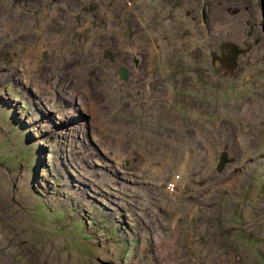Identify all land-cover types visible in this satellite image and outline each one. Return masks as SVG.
<instances>
[{
  "label": "rangeland",
  "instance_id": "rangeland-1",
  "mask_svg": "<svg viewBox=\"0 0 264 264\" xmlns=\"http://www.w3.org/2000/svg\"><path fill=\"white\" fill-rule=\"evenodd\" d=\"M176 1L222 3L203 52L169 51ZM251 1L0 0V264H264V43L211 63Z\"/></svg>",
  "mask_w": 264,
  "mask_h": 264
},
{
  "label": "bare ground",
  "instance_id": "bare-ground-1",
  "mask_svg": "<svg viewBox=\"0 0 264 264\" xmlns=\"http://www.w3.org/2000/svg\"><path fill=\"white\" fill-rule=\"evenodd\" d=\"M42 1V0H41ZM250 3H253V6L255 7V12L254 13H248L249 15H253V14H255L256 16H258L259 15V9L261 8V6H262V1L260 0V1H256V0H254V1H251V2H249L248 4H242V6H246V5H250ZM221 5H222V3H221ZM219 6L218 7V9H216V8H214L212 5L209 7V10L207 9V5H206V1H205V4H204V7H203V4H202V16H200L199 14H198V12L196 11V10H194L193 11V13H190L189 12V6L185 3V2H181V1H176V2H173V3H171L166 9H163V14L162 15H160V17H161V19H164V18H167V16H168V14H167V12H171V15H172V19H168L169 21H170V23H171V27H172V29L169 27L168 29H169V31H170V33L166 36V38H167V43H168V49H169V51H175V49H174V47H173V45H174V40L176 39V40H178L179 41V44H178V47H176V48H179V49H182V51L183 52H188V51H193V50H191V47L192 46H198V48H199V51L198 52H203V51H201V47H199V45H202L204 42L203 41H201L199 38H195L192 42H190V36H191V32H188V31H186V28H185V23L186 22H188L189 20H190V17H188V16H190V15H192L193 14V19L197 22V25H198V31L200 32L199 34H198V36L200 37V36H203L204 34L202 33V26H204L205 25V28L206 29H208V28H210V27H212V28H215V29H217V24H213V25H208V20L210 21V20H216V23H219L220 21H221V17H220V13H221V11H222V8H223V5L222 6ZM40 6V5H39ZM40 9V8H39ZM231 11H233V9L232 8H229V12H231ZM238 10H235V12H237ZM239 11L241 12V9H239ZM242 11H244V10H242ZM234 12V11H233ZM261 13H262V19H263V11H262V8H261ZM239 14V13H238ZM233 15H234V13H233ZM237 15V14H236ZM93 20H91V21H85V24H84V28L85 29H89V28H91V22H92ZM36 22V21H35ZM255 22H260V24H261V26H262V28H263V34H264V27H263V20L262 21H255ZM255 22H252V21H248L247 22V29H246V32H245V34H243V42H239V41H220L219 42V45L217 46V48L216 49H214V50H212V52H213V55H214V57H213V59L211 60V63L213 62V63H216L217 61H220V63H221V67H222V69H223V71H229V70H232L234 67H235V65H236V63H237V61H238V59H240L239 57H241L242 55H243V53H245V52H247V51H250V50H253V49H255L257 46H259L260 44H262V43H264V35L262 34V35H260V36H258L259 37V39H260V42L259 43H256L255 42V40H249V39H247L248 38V34H249V23H255ZM41 23V22H40ZM18 24V23H17ZM32 24V23H31ZM16 25V24H15ZM33 25V24H32ZM31 25V26H32ZM40 25V24H39ZM14 26V25H13ZM36 31V30H35ZM40 31V30H39ZM41 32V31H40ZM39 32V33H40ZM38 33V34H39ZM184 33L186 34L185 36H184ZM36 34V33H35ZM37 34V35H38ZM40 34H42V33H40ZM39 38H40V35H39ZM167 43H166V45H167ZM227 43H233L235 46H236V49L238 50V51H240L241 53H239V56H238V59H237V61H236V63L233 65V66H229V65H227V64H225L224 62H222V60L223 59H225L226 57H230L231 56V53L229 52V50H228V47L226 46L227 45ZM244 43H250V47H242L241 46V44H244ZM254 43V44H253ZM220 49H222V53H220ZM194 52H196V51H194ZM218 54H216V53ZM158 53V52H157ZM252 53V52H251ZM251 53H249V54H247V56L248 55H250ZM242 54V55H241ZM264 55V54H263ZM158 57V56H157ZM200 57H202V55H200ZM123 69H125V68H123ZM165 69V68H164ZM167 70V69H166ZM127 71V70H126ZM150 72L153 74V70L152 69H150ZM163 73H164V71H163ZM111 75V74H110ZM127 75H128V73H127ZM138 75H139V73H138ZM148 75H149V71L147 72V74H146V76H145V78H144V82H142V84H141V86L143 87V85L145 86V88H149L150 87V80H151V78H149L148 77ZM138 77V76H137ZM81 83H83V82H81ZM77 85H79V82H77ZM80 86H81V84H80ZM143 92V91H142ZM145 93H148V91H144ZM144 95H146V94H144ZM151 95V94H150ZM149 95V96H150ZM140 97H141V94H140ZM144 97V96H143ZM146 97V96H145ZM145 99V98H144ZM82 102H83V105H84V101L82 100ZM82 105V104H81ZM82 105V106H83ZM260 106V105H259ZM253 107V106H252ZM260 108V107H259ZM264 109V108H263ZM261 110V109H260ZM249 111H250V109H249ZM252 111L253 112H251V114H246V116L248 117V119H249V121L250 120H258V119H260L259 117H260V115L262 114H260L259 115V113L258 112H260L259 111V109H258V107H253L252 108ZM95 115L97 116V118L99 119V122L100 123H103L104 122V117H103V109H101V108H95ZM45 121V120H44ZM85 124V123H84ZM45 132V131H44ZM205 132V131H204ZM62 135V134H61ZM75 136V135H74ZM209 136V135H208ZM208 136H207V133L206 134H201L200 135V137H201V139L204 141V143H206L205 141L207 140V138H208ZM59 137V136H58ZM48 138V137H47ZM210 138V137H209ZM208 138V139H209ZM213 138V137H212ZM78 139V138H77ZM211 139V138H210ZM57 140V139H56ZM243 140V139H242ZM42 141V140H41ZM232 141V138H229L228 136H225V139H223V140H221V144H225L226 145V143L227 142H231ZM245 141V140H244ZM211 142H213V141H211ZM45 144V143H44ZM209 144V143H208ZM230 144V143H229ZM50 145V144H49ZM72 145V144H71ZM74 145V144H73ZM190 145H192V144H190ZM212 145V144H211ZM210 146V145H209ZM46 147V146H45ZM229 147V146H228ZM76 149V148H75ZM48 152V151H47ZM204 152V151H203ZM184 153H185V159L189 162V164H191L192 162H193V154H192V151L190 150V149H187V148H184V150H183V155H184ZM98 154V153H97ZM167 154V153H166ZM173 154V153H172ZM171 154V155H172ZM175 155V154H174ZM179 155V154H178ZM222 156H223V154H222ZM207 157V154H205V152L203 153V158L205 159ZM214 157H215V155L213 154V152L211 153V165L214 163L213 162V159H214ZM60 158V157H59ZM59 158H58V160H59ZM169 160H170V158H169ZM172 160V159H171ZM60 162V161H59ZM100 163V162H99ZM28 164V163H27ZM26 164V165H27ZM61 163H59V165H60ZM103 164V163H102ZM172 164V163H171ZM16 165V164H15ZM25 165V164H24ZM29 165V164H28ZM31 165V164H30ZM29 165V166H30ZM58 165V164H57ZM58 165V166H59ZM100 165V164H99ZM28 166V167H29ZM63 166V165H62ZM185 166V165H184ZM184 166H183V170H185V174H187L188 173V167L187 168H184ZM214 166V165H213ZM220 166H221V162H220ZM219 166V167H220ZM31 167V166H30ZM64 167V166H63ZM168 167H170V165L168 164V163H165V164H163L162 166H160L159 167V171L160 172H162V170L164 169H167ZM186 167V166H185ZM26 168V167H25ZM43 168V167H42ZM161 168H163L162 170H161ZM113 169V168H112ZM155 169H157V167L155 168ZM169 169V168H168ZM61 170H62V167H61ZM60 170V171H61ZM64 170V169H63ZM70 170V169H69ZM30 171V170H29ZM65 171V170H64ZM16 172H18V171H16ZM70 172H71V170H70ZM73 172V171H72ZM155 172V171H154ZM157 173H158V171H156ZM238 172V171H237ZM23 173H25V172H23ZM63 173V172H62ZM65 173V172H64ZM16 174V173H15ZM31 174V173H30ZM29 175V174H28ZM27 175V176H28ZM153 175V174H152ZM159 175V174H158ZM209 175V174H208ZM211 175V174H210ZM236 175V174H235ZM18 176V175H17ZM16 176V177H17ZM23 176V175H22ZM30 176V175H29ZM28 176V177H29ZM66 176V175H65ZM24 177V176H23ZM27 177V178H28ZM123 177V176H122ZM14 178V177H13ZM26 179V178H25ZM155 179V178H154ZM29 180H30V178H29ZM189 180V179H188ZM15 181V180H14ZM191 181V180H190ZM10 182V181H9ZM26 182V181H25ZM24 182V183H25ZM27 183V182H26ZM16 184V183H15ZM28 184V183H27ZM27 184L25 185V186H27ZM190 184V183H189ZM192 184V183H191ZM23 185V184H22ZM191 186V185H190ZM233 186V185H232ZM15 187V186H14ZM5 188V187H4ZM16 188H17V186H16ZM22 188V187H21ZM25 188V187H24ZM29 187H27V189H28ZM26 189V190H27ZM196 189V188H195ZM29 190V189H28ZM155 190V193L157 192V194L158 195H161L160 194V190L159 189H157V188H155L154 189ZM198 190V189H197ZM196 190V191H197ZM19 191V190H18ZM29 192V191H28ZM32 192V191H31ZM154 193V194H155ZM1 194V193H0ZM30 194V193H29ZM163 195V194H162ZM6 196V195H5ZM7 197V196H6ZM30 197H31V195H30ZM32 198V197H31ZM4 200V199H3ZM7 200V199H6ZM1 201V200H0ZM32 201V200H31ZM1 202H3V201H1ZM0 202V203H1ZM20 203V202H19ZM169 207V206H168ZM174 208V207H173ZM178 208H180V207H178ZM170 209V208H169ZM175 209H177V208H175ZM181 210V209H180ZM178 213H180V212H178ZM165 215V214H164ZM20 216V215H19ZM23 217V216H22ZM19 218V217H18ZM54 218V217H53ZM14 220V219H13ZM44 220V219H43ZM12 221V220H11ZM17 221V220H16ZM21 220H19L18 219V222H20ZM22 222V221H21ZM13 223H14V221H13ZM16 223V222H15ZM3 224V223H2ZM21 224V223H20ZM23 224V223H22ZM14 225H16L17 226V228L19 227V224H14ZM13 225V226H14ZM4 227V226H3ZM0 228H2V227H0ZM9 228H10V226H9ZM14 228V227H13ZM12 227L10 228V229H13ZM16 228V229H17ZM5 229H6V226H5ZM8 229V228H7ZM16 229H14V230H16ZM22 229V228H21ZM25 230V229H24ZM3 231V230H2ZM5 231V230H4ZM20 231V230H19ZM2 236V235H1ZM41 236V235H40ZM2 238V237H1ZM176 238V237H175ZM4 239H6V238H4ZM4 239H2L3 241H6V240H4ZM178 239V238H177ZM176 239V240H177ZM1 239H0V243H1V241H2ZM174 241V240H173ZM8 242V241H7ZM177 242V241H176ZM3 244H5L4 242H2ZM170 243V242H169ZM7 244V243H6ZM165 245V244H164ZM6 246V245H5ZM169 246H172V243H171V245H169ZM3 247V245H0V248H2ZM167 247V245L165 246V248ZM173 247V246H172ZM164 248V249H165ZM169 248V247H168ZM176 248V247H175ZM167 250V249H166ZM165 251V250H164ZM168 251H169V249H168ZM171 253V252H170ZM237 253V252H236ZM235 253V254H236ZM166 254V253H165ZM245 254H247V252L245 253ZM181 255V254H180ZM243 255V254H242ZM182 256V255H181ZM181 256H179V258L181 257ZM178 257V256H177ZM236 257V256H235ZM241 256H239L238 257V259L240 258ZM247 257V256H246ZM169 258V257H168ZM178 258V259H179ZM182 258V257H181ZM173 259H174V257H173ZM186 259V258H185ZM236 259V258H235ZM169 260V259H168ZM176 260V259H175ZM243 260H244V257H243ZM179 261V260H178ZM241 261V260H240ZM170 262H171V258H170ZM176 262V261H175ZM181 263V262H180ZM185 263V262H184ZM188 263V262H187ZM169 264V263H168ZM177 264V263H176Z\"/></svg>",
  "mask_w": 264,
  "mask_h": 264
},
{
  "label": "water",
  "instance_id": "water-1",
  "mask_svg": "<svg viewBox=\"0 0 264 264\" xmlns=\"http://www.w3.org/2000/svg\"><path fill=\"white\" fill-rule=\"evenodd\" d=\"M261 1H262L261 8H262V11H263V27H264V0H261ZM226 46L228 47V50L231 53V56L229 58L226 57L225 59L222 60V62H224L225 64H227L229 66H233L236 63L237 59H238L239 53H241V52L236 49V46L233 43H227ZM120 75H121V78L123 80H127L128 79V75H127L126 69H121ZM226 162H227V155L223 154V156L221 158V166L219 168L220 170L223 168V166L226 164Z\"/></svg>",
  "mask_w": 264,
  "mask_h": 264
},
{
  "label": "flooded vegetation",
  "instance_id": "flooded-vegetation-1",
  "mask_svg": "<svg viewBox=\"0 0 264 264\" xmlns=\"http://www.w3.org/2000/svg\"><path fill=\"white\" fill-rule=\"evenodd\" d=\"M241 10H244L246 13H254L255 12V7L253 6V3H250V5L242 6ZM234 15L240 13L238 10L237 12H233ZM263 34V28L260 24V22H255V23H249V34L248 38L249 40H255L256 43L260 42V39L258 36ZM186 34L184 33V36ZM264 35V34H263ZM242 47H250V43H244L241 44ZM220 53H222V49H220Z\"/></svg>",
  "mask_w": 264,
  "mask_h": 264
}]
</instances>
